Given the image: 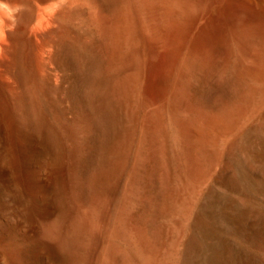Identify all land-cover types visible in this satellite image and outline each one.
Instances as JSON below:
<instances>
[{"label": "bare ground", "instance_id": "obj_1", "mask_svg": "<svg viewBox=\"0 0 264 264\" xmlns=\"http://www.w3.org/2000/svg\"><path fill=\"white\" fill-rule=\"evenodd\" d=\"M3 3L13 10L10 17L0 15L3 21L0 24V67L4 74L14 73L19 68L22 72L18 75L22 76L23 69L27 68L30 58L15 51L21 46L14 48L23 35L28 41H38L35 65L42 64V54L41 62L38 56L43 47L64 42L63 38L68 40L64 37L66 27H70L65 23L66 16L77 8L87 14L84 21L77 11L79 17L70 13L71 18L74 15L76 19L82 18L79 22H85L83 39L79 32V39L73 38L71 50L72 56L73 48L78 52L77 60L73 58L79 69L78 76L86 83L91 79L88 82L91 95L89 101L86 100L89 94L86 96L84 91L88 89L82 87L84 83L80 79L83 84L78 90L80 98H75L79 101L73 103L77 108L72 119L58 127V139L52 130V136L60 141L56 162L47 159L49 153L45 154L47 160L36 161V152L32 150L29 153L32 163L13 154L0 165V179L12 172V167L13 181L26 193L27 202L18 217L28 220V234L23 236L28 244V264H191L193 249H190L187 231L196 217L200 194L213 180L234 179L228 161L246 129L247 120H253L254 114L264 111V45L259 43L263 47L259 48L258 44L250 42L251 35L264 42V0H3ZM210 3L216 4V13L206 12L208 17H205ZM34 14L36 20L32 24ZM70 20L69 23L75 19ZM193 21L197 26H191L194 28L188 31L187 23L189 26ZM183 29L188 33H183ZM181 33L186 41L177 44L180 48L176 65L162 81L161 99L153 100L142 89L148 55L144 53L145 46L150 41L163 48L171 39L182 37ZM68 35L71 34L68 32ZM228 44L233 45L234 50L229 49ZM59 51L62 55L63 51ZM51 54L48 51L49 57ZM54 54L50 58L55 57ZM146 58L148 60V56ZM47 62L43 67H47ZM10 77L12 81L7 84L12 90L18 80L15 82ZM226 80L235 86L243 81L253 85L245 89L246 84L242 83L243 92L239 90L234 96H228L229 92L223 89ZM197 85H203L204 94L202 90L201 94L197 91L199 86L195 89ZM29 90L30 87L25 92ZM30 91L33 94L34 90ZM32 94L29 95L34 96ZM29 98L33 104L28 103L29 106L37 105L38 110L44 104L33 97L40 103L35 105L32 97ZM21 106L25 109L26 104ZM35 108L30 109L34 115ZM115 112L119 117L114 118ZM24 113L26 115V111ZM38 124L35 126L39 127ZM219 181L221 184L217 186L226 189ZM11 196L13 198V194ZM23 199L25 201V197ZM256 210L259 229L252 240L256 259L250 258L242 264H264V207ZM19 220H15L14 230L19 227ZM2 229L7 232L0 223ZM10 255L15 260L19 253L10 252Z\"/></svg>", "mask_w": 264, "mask_h": 264}, {"label": "rangeland", "instance_id": "obj_2", "mask_svg": "<svg viewBox=\"0 0 264 264\" xmlns=\"http://www.w3.org/2000/svg\"><path fill=\"white\" fill-rule=\"evenodd\" d=\"M213 5H214V7H213ZM216 7H217L216 4L210 3L208 6V11L207 10L205 11V17H208V14L216 13V10H217ZM77 9H73V11L70 12L71 15L74 14L76 17L81 16L83 18V20L85 21L86 18H84V16L87 17V14L84 13V9H82V10H81V8H77ZM214 9H216V10H214ZM75 12L77 14H79V16H77ZM70 13L68 15H70ZM80 13L82 15H80ZM68 15L66 16L67 19H66L65 23H66V25L69 24L70 27L67 28L65 26L66 29L69 31L66 30V33L64 36V37L67 36L68 40L66 38H63V40L65 39L67 41L66 43H64L65 40H64V42L63 41L60 43L57 42L59 48L61 49V52L63 51L62 55H60L61 54L59 51L60 49L59 50L57 49L58 46H57V43H55V42H54L55 44L50 43L49 45H47L48 47L47 48L45 47L46 49L43 47L42 50L39 52L40 55L39 56L37 55L39 58L38 61L41 62L40 57L42 54V58H41L43 61L42 64L44 62L48 61L46 68L43 67V65L41 63L38 64V65L43 67V68L40 67L41 69L39 68V66L37 64L35 65V63H36L35 62V56H36L35 53L37 52L35 46H37L38 41H36L35 39L28 41V39L24 35L20 40L21 42H17L18 45H17V43H15V45H14V48H18L19 46H21V47H19L20 49L19 48L15 49V51L18 54H23L26 57L28 56V59L30 58L28 60L29 66L26 65L27 68L25 67L23 69V75L20 76L22 71H20L19 68H16V71L14 70L15 74L12 72V73H9L10 74L9 75V74H4L3 67H0V100L2 99L0 102V109H1L0 110V165H2L1 163L5 162L4 158L6 160L7 159L9 160V159H11L13 154H17L20 157L23 156V158L26 159V162L28 161L29 163H32V161L29 160L30 159L29 153L32 150H34L36 152V159H35L36 161H44V160L49 159V160H52V163L56 162V158L58 157V153H59V149H60V148L59 149L57 148L59 146L58 143L60 142V141L59 142L57 141V139L59 138L57 129L60 125H65L66 123H68V121H70L72 119L73 111L77 108V107L75 108L76 104L74 105L73 103H74V101L76 103H77V101H79L75 98H80V97H78V94H79L78 90L81 88V85L84 83V85H82V87L84 89L85 88L88 89L87 91H84L86 93V96L91 92V85H90L91 83H88L91 81V79H89L90 75L87 74L88 77H86V78L90 80L87 83H86V81H83V80H85L83 77L78 76V72H79L78 70L79 69H77V65H75L76 64L75 62L77 60L76 57L78 56V54L75 55L77 51H75V48H73V52L75 54H73L74 56H72V50H71L72 47L74 46L73 45V38L76 37V38H74V40L79 39L78 38L79 32H80L79 34L82 36V37L81 36H79V37L83 39V36H84V34H83L84 33V25L83 24H85V22L83 23V20H81L82 22H79V20L82 18L76 19V17L74 15L72 18L75 20H73L71 18V15L70 16H68ZM68 19L69 20L71 19L75 22L73 23V21L71 22V20H70L71 23H69ZM35 20H36V15H35V18H32V24ZM193 23L195 25H193ZM74 24H77L78 28L80 26L81 27L78 29V28H76V25H74ZM191 24H189V26H188V23H187L186 28L188 31L197 26V23H195V21H193ZM82 26H83V29L80 30L82 28ZM185 26H186V24H185ZM191 26H194V27H191ZM188 27H190V28H188ZM71 30H77V31L79 30V31L76 32V31H71ZM187 30H185V31H187ZM183 31H184V29H183ZM185 31L183 33H188V31L187 32H185ZM68 32H69V34H71L70 35L71 37L68 35ZM71 32H73V33H71ZM183 33H181V36ZM76 34H77V36H76ZM249 36L250 35H248V37ZM69 37L72 38V41L69 39ZM182 37H177L175 39H171V42L169 41V43L166 44L165 46H163V48L156 46L155 43L150 42V41H148L149 43L146 44L145 49L147 50V52H145L146 50L144 49V53L146 55L148 54L147 55L148 60H146L147 56L145 57V54H144L145 64L147 67L144 65V74H146V77H145L146 80L143 77V79H144L143 81L145 83L143 84V81H142V84L144 85V86L142 85L144 87V88L142 87V89H143V92L145 93V95H147L149 98H151L153 100L161 99V97H162V89H161L162 84L165 81V79L169 76L168 74H170L173 71V69L176 65L177 59H178L177 56H179L178 50L180 48V45L177 46V44H182L183 42L186 41L184 36H182ZM248 37L246 36L245 39ZM250 37H249L251 40L250 42H252L254 45L258 44L257 47L259 46V48H263L262 46L264 45V42L262 40H261L262 42H260V40H258L259 38L256 36L253 37V35H251ZM229 38L230 37L228 36V39ZM254 38L257 39L259 42L257 40L254 41ZM181 39L183 41H181ZM172 40H174V41H172ZM247 41L249 42L248 39H246V42ZM29 42H31V43H29ZM62 43L64 46L62 45ZM67 43L68 44L72 43V44H70L71 46H69ZM259 43H261L262 46ZM51 44H53L55 47H53ZM170 44H172V45H170ZM27 45H28V47H27ZM50 45L52 47H50ZM229 45L230 44H228L229 49L234 50L233 49L234 46L233 45L229 46ZM67 46H69V47H67ZM22 48H24V49L22 50ZM51 48H53L52 51H51ZM65 48L67 51L68 50H69V52L71 51L70 52L71 55H68L69 52H68V54H66L67 51L65 50ZM43 50H44V52H46V54L43 52ZM56 50H58L59 52ZM48 51H50V53L52 52L50 57H52L55 52H57L58 54L55 53L54 54L55 57L50 58L48 56ZM165 51H167V52L165 53ZM22 52H24V53H22ZM41 52H43V53H41ZM56 55H58V56H56ZM63 55L66 58L63 57ZM58 57L61 58L62 60H66V62L62 63L61 59L58 60ZM69 57L72 61L69 59ZM31 58L33 60L32 62L30 61ZM73 58H75L76 60L75 59L73 60ZM55 60L56 61L58 60V61L54 62ZM58 62H61L59 66H61V64L62 65L65 64L64 66H66L68 63V65H67L68 67L63 66L64 67L63 68L61 66L62 67L60 69L61 72L59 69L57 71V68L59 66L56 63H58ZM72 63L75 65V69H74V65ZM51 64H53V65H51ZM45 66H46V63H45ZM29 68H31V69H29ZM44 68L47 70H45ZM48 68H49V70H48ZM54 69L57 72H55ZM62 69H64V70L62 71ZM30 70H33V71H31L32 73L30 72ZM40 70H43V71L41 72ZM51 70H54V71L51 72ZM146 70H148V71H146ZM46 71H49V72H46ZM18 72L20 73L19 75H18ZM43 72H46V73H43ZM25 73L28 74L29 76H27ZM39 73H41V74H39ZM152 74L157 75V76L154 77V75H152ZM14 75H15V77H14ZM37 75H39V76H37ZM53 75H55V76H53ZM10 76H12L14 78L15 82H17L16 80H18V82L16 83V87L12 90L10 89L9 84H7V83H11V81H12ZM44 76H45V78L47 77V79H44ZM147 76H149V77H147ZM26 77H29V78H26ZM31 77L32 78L35 77L37 80H35V79L32 80ZM153 77L157 81H152V80H155ZM22 78H23V80H22ZM24 78H26L28 82H26V79L24 80ZM39 78H40V80L44 79V81H42V80L40 81ZM80 79L83 81V83L81 82ZM160 79H161V81H159ZM45 81H47L46 84H45ZM56 81L60 82V83H56ZM19 82H21V83H19ZM225 82L226 83L224 84L223 89L225 92H229L228 96H234V94L237 91L240 90L239 93L243 92L245 89L250 88L251 87L250 85H253V83H250L248 81H243L242 83L246 84L244 86V88H245L244 89L242 86L243 85L242 83L235 86V85H232V83H230L227 80ZM29 83H31V85ZM79 83H80V85H79ZM18 84L20 85L19 87H18ZM23 84L24 85L26 84V86L28 84V86L25 87ZM248 84H249V86H248ZM22 85L24 86V88ZM37 85H39V87ZM198 86L199 85H197L195 87V89ZM29 87H30V90H34V92L36 91L35 94H34V92L32 94V91H30V90L25 92V90L26 89L28 90ZM31 87H32V89H31ZM199 87L198 88L200 90H197L198 88L196 90L198 92L202 90L201 93L204 94V92H203L204 89H202L203 85H202V87H201V85ZM33 88H35V89H33ZM89 89H90V92H89ZM40 90H41V92H40ZM20 92H22V93H20ZM28 92H29V94L31 93L32 95H34V96H31L28 94L29 97H32V99H31L32 101L36 98V100L38 102H40V103L44 102V104H42V105L46 104L47 106L46 105L42 106V105H40V103H38L36 100H34L33 103H35V105L36 104H38V106L40 105L39 110L37 109V105L32 107L33 104L30 103L31 102L29 100L30 98L27 97ZM36 93H38L39 96ZM40 93H42V94H40ZM21 94L24 97H22ZM90 95L91 94H89V97L88 96L86 97V100L89 101ZM9 96H11L10 97L11 99L9 98ZM15 96L17 97V99ZM13 97H15V99ZM33 97H34V99H33ZM37 97H39V98L37 99ZM6 98H7V100H5ZM202 98H204V96H202ZM22 99H23V101H20ZM4 100H5V102H4ZM12 100H15V101H12ZM24 100H25V103H22V102H24ZM13 102H16L15 106H14L15 103L13 104ZM19 102H20V105H18ZM28 103L32 106H29ZM221 103L225 104V103H227V101H221ZM23 104L24 105L26 104V107L24 106L25 109L21 108V107H23V106H21ZM1 105H3V106L6 105V106H5V108L4 107L2 108ZM16 106L19 107L18 111H17ZM41 106L44 108H41V110H42L41 112H43V113H41V112L40 113L42 115L45 114V116H46V118H44L45 116L43 117L41 115L43 119L40 118L41 116H38V117L35 116L36 114L40 115L39 111H40ZM49 106H50V109H49ZM6 107H8V110ZM14 107H16V109H13ZM28 108H29V110H28ZM32 108H35V110H36L35 115L30 112L31 111L30 109H32ZM9 109H10V111H9ZM20 109H22V111ZM43 109H45V110H43ZM24 110L26 111V115L28 114L27 116L25 115ZM37 111L39 114L37 113ZM50 111H52V112H50ZM115 111H116V109H115ZM14 112H15V114H14ZM27 112H29V113H27ZM116 112L118 114V111H116ZM116 112H115V115H113L114 118L116 116L119 117V115H120V114L116 115ZM263 112L264 111H262V113L259 112L257 115L254 114L253 120L250 118L248 119V120H250L249 122L247 120L246 129H245L244 133H242L240 135V137H242V138L239 137L236 149L228 161L229 166L231 167L232 171L235 174L234 179H232L233 182L231 179H230L231 182H229L230 180L227 177H222L221 179L218 178V179H216L217 181L221 180L223 182L222 185L225 184L224 185V186H226V189L224 188L225 190L222 188H219L217 186L218 184H221L220 181L217 182V181L213 180L210 183H208L206 186H204V188L200 194V198L198 201L199 203H197V206H196V210L197 209L198 210L197 211L195 210L196 217L192 221V223H190L188 225V231H187V234L190 237V246L193 247V248L190 247V249H193L191 259H190L191 264H242V262H245V260L249 261L250 258H251L250 260L256 259V254H257L256 250L252 248V243H253L252 240L255 239V237H256L255 235H257L258 229H259L257 226L258 225L257 221H256V219H257V217H256L257 210L256 209H260V208L264 207V182H262V181H264V175H263L264 174V114H263ZM7 113L10 115H7ZM20 113H22V115ZM29 114H30V116H29ZM56 114H58V115L56 116ZM31 115H32V117H31ZM53 116H56V118H54ZM113 116H112V118H113ZM34 117H35V120L33 119ZM36 117L38 119H36ZM49 118H50V120H48ZM261 118H263V119H261ZM45 119L47 122L45 121ZM117 119L118 118H116L115 120H117ZM39 120H40V122H39ZM55 120H57V121H55ZM256 120H258V121H256ZM31 121H33V122H31ZM38 122L40 124H38ZM49 122H51L53 124V125H51L52 128L49 127V125L51 124ZM32 124H33V126H32ZM36 124H38L39 127L35 126ZM252 125H254L257 130ZM53 126L56 128V130H55V128H53ZM257 126H258V128H257ZM34 128H35V130H34ZM46 130H48V131L51 130V132L50 131L48 132ZM52 130L54 131L53 134L57 133L56 135L55 134L53 135L55 137L58 136L57 139H55L52 136ZM46 132H48V133H46ZM247 133H249V134H247ZM44 135L47 137L46 139H44L45 138ZM246 136H247V138H246ZM52 138H53V140H55L54 142H53ZM243 139H246V141ZM244 141H245V143H244ZM44 142H45V144H44ZM57 144H58V146H57ZM53 145L57 149L54 148ZM55 150H57V153H55ZM52 151H54V152H52ZM46 153H49V154H47L49 156L47 159L45 157V156H47V155H45ZM42 155H44V156H42ZM39 156H40V158H39ZM37 158H39L40 160H38ZM13 168H14V166H13ZM10 169L12 170L13 173H15L14 170L12 169V167H10ZM12 172L9 171L10 174L8 173L5 175L6 176L5 178L0 179V183L2 184V185L0 184V187H1V189H0V223L7 230V232H5L4 229L0 230V233H1L0 234V264H28V244L25 242L24 237H23L24 233L28 234V220H24L20 216L18 217V215H20V213L22 211V208L25 206V204L27 202V197H26V193L22 190V188H20L16 184V182L13 181L14 180V174H12ZM11 177L13 179H11ZM262 178H263V180H262ZM10 181L12 184L9 183ZM212 185H214V186H212ZM209 186H211L212 188H210ZM224 186L220 185V187H224ZM205 187L209 188V189H206ZM213 187H215L214 190H213ZM210 189H212V190H210ZM208 191L210 192L209 194H208ZM1 194H2V196H1ZM12 194H13V198L11 196ZM7 195H8L9 199H7ZM24 197H25V201L23 199ZM13 199H14V201H13ZM19 199L20 200L22 199L21 202ZM247 199H248V201H247ZM7 200H9V202H7ZM11 201H12V204H11ZM259 204H261V205H259ZM199 205H200V209H199ZM10 206L14 207V208H11ZM17 210H18V212H17ZM253 210H256V211H253ZM15 214L17 215V218H16ZM16 219L17 220L21 219V220H19V223H18L19 227L16 230H14L13 227L15 226V223H16L15 220ZM22 221H24V222H22ZM254 228H256L257 231ZM13 231H15L16 233ZM10 252H15L16 255H18V253H19V255L14 260V259H12L13 257L10 255ZM251 255L253 257H251ZM17 258H19V259H17ZM17 260H18V263L16 262ZM19 260H20V262H19ZM21 262H23V263H21Z\"/></svg>", "mask_w": 264, "mask_h": 264}, {"label": "clouds", "instance_id": "obj_3", "mask_svg": "<svg viewBox=\"0 0 264 264\" xmlns=\"http://www.w3.org/2000/svg\"><path fill=\"white\" fill-rule=\"evenodd\" d=\"M13 13V10L5 3H3V0H0V15L8 16L10 17ZM3 21L0 20V24H2Z\"/></svg>", "mask_w": 264, "mask_h": 264}]
</instances>
